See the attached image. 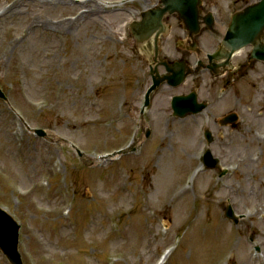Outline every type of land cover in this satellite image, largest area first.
Here are the masks:
<instances>
[{
  "label": "rangeland",
  "instance_id": "rangeland-1",
  "mask_svg": "<svg viewBox=\"0 0 264 264\" xmlns=\"http://www.w3.org/2000/svg\"><path fill=\"white\" fill-rule=\"evenodd\" d=\"M157 1L0 0V206L21 225L24 264H156L166 249L163 264H264V64L241 68L199 114L180 119L168 104L190 78L143 107L148 56L125 23ZM251 1L212 0L216 27ZM216 41L202 34L201 53ZM230 111L234 128L219 123ZM204 127L215 169L200 162ZM175 178L189 186L177 199Z\"/></svg>",
  "mask_w": 264,
  "mask_h": 264
},
{
  "label": "water",
  "instance_id": "water-1",
  "mask_svg": "<svg viewBox=\"0 0 264 264\" xmlns=\"http://www.w3.org/2000/svg\"><path fill=\"white\" fill-rule=\"evenodd\" d=\"M163 7L150 9L141 14V20L133 24L132 33L137 41L141 42L151 36L156 28L161 27L160 18L164 12H177L178 16L183 19L190 28H196L197 4L200 0H159ZM222 52L218 55H209V58L224 57L226 60L232 52L250 44L252 46L251 58L264 62V0H257L248 5L243 10L234 14L228 27L227 34L223 40ZM184 70V67H181ZM173 71L168 76V81L178 84L184 76L183 70ZM178 79V80H177ZM160 81L155 80L153 89ZM150 89V90H151ZM149 90V91H150ZM0 96L3 97L0 92ZM174 112L183 114L186 110L195 112L194 104L185 97H176L172 102ZM236 115L230 116L234 120ZM39 135L44 134L42 130L36 131ZM210 140V133L206 132ZM210 158V153L207 152ZM231 216V213L227 214ZM18 225L3 210L0 209V249L7 256L12 264H22L17 252Z\"/></svg>",
  "mask_w": 264,
  "mask_h": 264
},
{
  "label": "flooded vegetation",
  "instance_id": "flooded-vegetation-1",
  "mask_svg": "<svg viewBox=\"0 0 264 264\" xmlns=\"http://www.w3.org/2000/svg\"><path fill=\"white\" fill-rule=\"evenodd\" d=\"M233 2L235 5L238 2V0H234ZM233 2H232V4H233ZM228 7H229V9L235 8V6L231 7V5ZM229 9H228V11H229ZM224 10H225L224 8H221V9L218 8V13L222 18L225 15ZM209 11L210 12L211 11L216 12V10L212 8V0H209L206 2L204 0H202V7H201V11H200V15L202 18L200 17V21H199V35L197 34L198 37L195 36V34H191L190 32L184 30L181 22L177 20L176 16H173V15L165 16L164 22H166L167 23L166 25H168L167 32L169 31V38L165 37L167 35L164 34L163 40H168V39L172 40V47L170 50H168V52L164 51L163 41H161L160 55H162L163 58H161L159 56V59L160 60L166 59L165 57L169 54L171 59H178V60L182 59V60L189 61L191 58V54H192L191 49L193 47L192 46L193 42L196 39L200 38L201 34L205 31L210 33V37H216V39L219 40L218 33L208 30V26L205 25V18H206L205 14H207ZM202 13L205 15V17L202 16ZM215 18L216 17H214L215 24H218V20ZM226 20L227 19H225L224 21H221L219 23L220 26L224 27ZM214 30H215V25H214ZM151 44H152L151 41H149L146 44L147 50H149L150 48L152 49ZM203 60H204L203 65L208 64V62L205 60V58ZM169 61H172V60H168L167 62H169ZM248 62L249 61L246 58L243 61V64H240L239 66L237 64H233V65H229V66L227 65L224 68L217 67L214 69L215 72L217 71L216 74L214 73L213 70L202 69V70H200V73L196 74V76L192 78V81H193L192 84L193 85L189 91H191V90H196V91L199 90L200 91L201 90V92L204 93L205 95H209L207 97L205 95H202V99H204V101L207 102V107H208L209 106L208 100L213 99L212 97H214L213 91L215 89L218 90L220 88H222L224 91L229 89L231 84H233L235 82V78L238 77V73L240 72L241 68H243L245 65L249 64ZM160 67H162V69H163V71L161 73H165L164 67L163 66H160ZM204 73L208 74V77H207L208 80L207 81L205 80L206 77L204 76ZM149 77H150V75H149ZM226 94H227V92L225 93V95ZM207 107H206V109H207Z\"/></svg>",
  "mask_w": 264,
  "mask_h": 264
},
{
  "label": "bare ground",
  "instance_id": "bare-ground-1",
  "mask_svg": "<svg viewBox=\"0 0 264 264\" xmlns=\"http://www.w3.org/2000/svg\"><path fill=\"white\" fill-rule=\"evenodd\" d=\"M69 3V2H68ZM70 4V3H69ZM15 6V5H14ZM13 6V7H14ZM186 137H184L183 138V140H182V143H184L185 141H186ZM190 142V138H189V140H188V143ZM171 185L172 186H180L179 187V189H177L176 190V194L174 195V198H178V197H180L181 195H185L186 194V192H187V190H188V187L187 186H181L180 185V183H179V179L178 178H175V179H173V181L171 182ZM196 217H198V215L196 214ZM218 224H219V220H218ZM218 224H215L214 223V227H217V228H212V229H214V230H212L213 232H220L221 231V229H220V226L218 225ZM165 255L166 254H164L161 258H160V260H158V262L156 263V264H161V263H163V260H164V258H165Z\"/></svg>",
  "mask_w": 264,
  "mask_h": 264
}]
</instances>
